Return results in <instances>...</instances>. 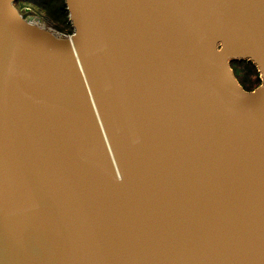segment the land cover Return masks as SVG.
<instances>
[{
    "label": "water",
    "instance_id": "95a60500",
    "mask_svg": "<svg viewBox=\"0 0 264 264\" xmlns=\"http://www.w3.org/2000/svg\"><path fill=\"white\" fill-rule=\"evenodd\" d=\"M17 3L0 264H264V0H64L71 35Z\"/></svg>",
    "mask_w": 264,
    "mask_h": 264
},
{
    "label": "trees",
    "instance_id": "16d2710c",
    "mask_svg": "<svg viewBox=\"0 0 264 264\" xmlns=\"http://www.w3.org/2000/svg\"><path fill=\"white\" fill-rule=\"evenodd\" d=\"M25 1L37 7L55 27L57 32L64 35L73 33V27L69 20L64 0H18V3ZM232 66L236 78L246 91H252L261 85L260 74L254 64L247 61H236Z\"/></svg>",
    "mask_w": 264,
    "mask_h": 264
},
{
    "label": "rangeland",
    "instance_id": "374dc122",
    "mask_svg": "<svg viewBox=\"0 0 264 264\" xmlns=\"http://www.w3.org/2000/svg\"><path fill=\"white\" fill-rule=\"evenodd\" d=\"M16 7L21 11V13L25 16V17H29V16H33L36 18H39L43 21L45 28L46 29H51L53 31H56L55 27L47 20V18L45 17V15L39 11V9L37 7H34L30 4H28V2H19ZM27 9L29 11H27Z\"/></svg>",
    "mask_w": 264,
    "mask_h": 264
},
{
    "label": "bare ground",
    "instance_id": "6f19581e",
    "mask_svg": "<svg viewBox=\"0 0 264 264\" xmlns=\"http://www.w3.org/2000/svg\"><path fill=\"white\" fill-rule=\"evenodd\" d=\"M33 23H34L35 25H38V27H40V28H45V25H44L43 21H39V20H37V19H34V20H33Z\"/></svg>",
    "mask_w": 264,
    "mask_h": 264
}]
</instances>
